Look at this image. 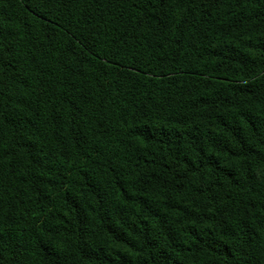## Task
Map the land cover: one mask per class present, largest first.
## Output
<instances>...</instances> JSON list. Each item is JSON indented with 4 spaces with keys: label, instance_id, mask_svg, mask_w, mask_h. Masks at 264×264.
Listing matches in <instances>:
<instances>
[{
    "label": "trees",
    "instance_id": "16d2710c",
    "mask_svg": "<svg viewBox=\"0 0 264 264\" xmlns=\"http://www.w3.org/2000/svg\"><path fill=\"white\" fill-rule=\"evenodd\" d=\"M0 264H264V0H0Z\"/></svg>",
    "mask_w": 264,
    "mask_h": 264
}]
</instances>
